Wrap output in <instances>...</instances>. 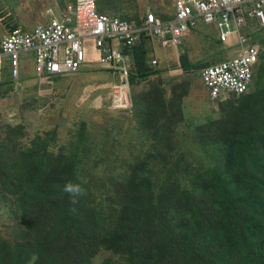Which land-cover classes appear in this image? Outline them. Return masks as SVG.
<instances>
[{
	"label": "rangeland",
	"instance_id": "obj_1",
	"mask_svg": "<svg viewBox=\"0 0 264 264\" xmlns=\"http://www.w3.org/2000/svg\"><path fill=\"white\" fill-rule=\"evenodd\" d=\"M75 1L0 0V41ZM98 5L136 22L172 11ZM209 27L173 54L147 40L133 51L127 112L111 105L122 79L102 68L23 88L27 61L25 80L0 86V264H264V29L247 37L261 51L251 91L216 100L201 73L238 47L217 50Z\"/></svg>",
	"mask_w": 264,
	"mask_h": 264
},
{
	"label": "built area",
	"instance_id": "obj_2",
	"mask_svg": "<svg viewBox=\"0 0 264 264\" xmlns=\"http://www.w3.org/2000/svg\"><path fill=\"white\" fill-rule=\"evenodd\" d=\"M168 1L171 12L149 10L140 22L101 12L98 0L47 7L45 15L51 18L48 22L12 27L0 41L8 82L17 85L23 79L27 61L41 82L99 66L120 75V87L113 85L111 89V105L125 112L132 110V92L126 88L131 90L129 75L136 64L133 51L138 45L147 40L162 47H177L187 33H203L215 26L219 49L225 50L221 45H235L239 52L205 67L201 73L203 87L216 100L227 94H248L261 51L247 37L264 29V0ZM157 65V59L148 62L149 68Z\"/></svg>",
	"mask_w": 264,
	"mask_h": 264
},
{
	"label": "crops",
	"instance_id": "obj_3",
	"mask_svg": "<svg viewBox=\"0 0 264 264\" xmlns=\"http://www.w3.org/2000/svg\"><path fill=\"white\" fill-rule=\"evenodd\" d=\"M187 1H189V2H192L193 0H187ZM51 6H53V5H50L49 7H51ZM45 13V12H44ZM46 20H50L51 18H49V17H46L45 18ZM202 34H204V32L202 33ZM185 44H188L189 42H191V43H195V42H193V41H195V37L194 36H192L190 33H187L186 35H185ZM217 41V39H215L214 40V42H216ZM153 44H155L154 42H153ZM216 44H218V41L215 43V45ZM159 49H160V52L161 51H163V50H165L166 48H171L172 50H170L169 51V53H171V54H173V51H175L174 49L175 48H179V46H177V47H174V46H169V47H162V46H160V45H158V44H155ZM221 45V44H220ZM217 47H218V49L217 50H220L219 49V45H216ZM222 47V49H227L228 48V46L226 45H221ZM164 48V49H163ZM221 51V50H220ZM234 52L232 53V51H230L229 53H228V55H227V58H231V57H234V56H236L237 54H238V52H239V49H237V51L236 50H233ZM2 60H1V65H0V67H2V66H4L3 68H2V71H5L6 72V76H2L1 74H2V71L0 70V79L2 80V81H4L3 83H0V86L1 85H6L7 83H10V82H8V79H9V76H8V69H7V65H6V63H5V59L1 56L0 57ZM32 65V64H31ZM149 67V66H148ZM32 68H33V66H32ZM92 68H100L99 66H97V67H92ZM102 68V67H101ZM102 69H105V70H107V71H110V70H108V69H106V68H102ZM111 72V71H110ZM23 75H24V77H23V79L24 78H26L27 76L24 74V71H23ZM31 79L32 78H34L33 80H31V81H23V82H21V86L23 87V88H37V86L36 85H39L40 83H38L37 81H39V80H37L36 78H35V76H34V70L32 71V74H31ZM22 79V80H23ZM25 80V79H24ZM67 86H69V85H67ZM66 86V87H67ZM57 87H59V88H62V86L60 85V86H57ZM63 90H61V92L59 93V96L61 97L60 99L63 101V99L64 98H66L67 96H69L70 95V91L68 90V89H66V88H62ZM62 104V103H61Z\"/></svg>",
	"mask_w": 264,
	"mask_h": 264
},
{
	"label": "clouds",
	"instance_id": "obj_4",
	"mask_svg": "<svg viewBox=\"0 0 264 264\" xmlns=\"http://www.w3.org/2000/svg\"><path fill=\"white\" fill-rule=\"evenodd\" d=\"M98 7H99V5H98ZM100 9V8H99ZM154 10V9H153ZM152 10V11H153ZM45 12H46V9H45ZM139 46V45H138ZM137 46V47H138ZM136 47V48H137ZM135 48V49H136ZM166 48V47H165ZM134 57H135V55H134ZM154 59H157V58H154ZM134 60V59H133ZM158 60V59H157ZM135 61H136V59H135ZM134 61V62H135ZM149 62V61H148ZM158 65H159V61H158ZM158 65H157V67H158ZM135 66H136V64H135ZM135 66H134V68H135ZM133 68V69H134ZM133 71V70H132ZM112 72V71H111ZM83 73V72H82ZM113 73V72H112ZM113 74H116V73H113ZM132 74V73H131ZM120 76V75H119ZM121 78V77H120ZM42 82H44V81H42ZM118 82H120V81H118ZM17 86V85H16ZM132 92V91H131ZM221 100V99H220ZM125 112H127V111H125ZM66 193H68V194H70L72 197H76V196H78L79 194H80V192H81V190H80V187H79V185H75V184H73V183H71V182H68V183H66L65 184V186H64V189H63Z\"/></svg>",
	"mask_w": 264,
	"mask_h": 264
},
{
	"label": "bare ground",
	"instance_id": "obj_5",
	"mask_svg": "<svg viewBox=\"0 0 264 264\" xmlns=\"http://www.w3.org/2000/svg\"><path fill=\"white\" fill-rule=\"evenodd\" d=\"M1 57V56H0ZM0 60H2L1 58H0ZM75 75V74H74ZM115 86H118V87H120V85L118 84V85H115ZM128 90H129V88H128Z\"/></svg>",
	"mask_w": 264,
	"mask_h": 264
},
{
	"label": "trees",
	"instance_id": "obj_6",
	"mask_svg": "<svg viewBox=\"0 0 264 264\" xmlns=\"http://www.w3.org/2000/svg\"><path fill=\"white\" fill-rule=\"evenodd\" d=\"M32 79H34V78H32Z\"/></svg>",
	"mask_w": 264,
	"mask_h": 264
}]
</instances>
